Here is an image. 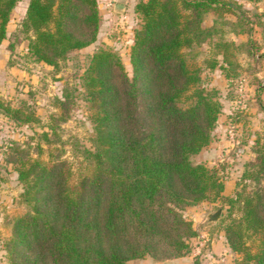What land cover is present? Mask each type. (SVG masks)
<instances>
[{
  "label": "trees",
  "instance_id": "obj_1",
  "mask_svg": "<svg viewBox=\"0 0 264 264\" xmlns=\"http://www.w3.org/2000/svg\"><path fill=\"white\" fill-rule=\"evenodd\" d=\"M17 1L0 0V42ZM132 12L138 25L128 48L130 75L104 45L80 76L92 129L83 167L73 171L58 154L42 160L11 147L27 210L13 219L4 243L10 264H138L145 256H183L195 231L180 211L223 191L213 169L191 160L209 143L221 104L215 90L200 85L182 50L206 42L209 67L233 78L236 55L250 50L258 22L237 0H137ZM98 22L97 0H27L21 22L30 32L27 53L56 66L95 41ZM230 33L246 34L247 41L226 39ZM187 92L190 103L181 108L177 101ZM0 111L19 123L36 120L1 101ZM255 160L257 170L243 177H264V146ZM225 201L239 211L223 226L227 246L239 254L236 264H264V193L243 188ZM249 234L258 239L254 251L245 244Z\"/></svg>",
  "mask_w": 264,
  "mask_h": 264
},
{
  "label": "rangeland",
  "instance_id": "obj_2",
  "mask_svg": "<svg viewBox=\"0 0 264 264\" xmlns=\"http://www.w3.org/2000/svg\"><path fill=\"white\" fill-rule=\"evenodd\" d=\"M237 2L253 22H258L252 26L250 50L242 49L236 55L237 76L227 79L217 66L209 67L211 54L206 42L182 50L187 65L198 69L200 85L215 90L221 104L209 143L191 160L213 169L223 184V191L218 197L180 211L195 231L187 240V253L167 259L145 256L135 260L138 264H236L239 254L227 246L223 226L230 218L238 217L239 211L236 204L229 206L225 200L243 188L264 193L263 176H258L259 180L243 177L244 172L257 170L254 165L257 149L264 146V15L258 18L253 15L254 12L264 13V1ZM26 3L27 0L16 2L6 24L5 37L0 42V101L22 112H31L36 119L19 123L0 111V264H10L4 243L10 236L13 219L27 210L20 200L21 185L11 164L14 158L11 147L19 146L27 150L28 156L42 160H47L49 152L58 154L70 163L73 171L83 167L81 151L91 148L92 129L80 76L89 55L104 45L120 55L130 75L128 48L133 29L138 25L132 8L114 14L112 8L105 6L109 13L105 18L98 7L100 26L104 21L107 23L100 30L98 22L95 41L70 51L56 66H50L34 61L27 53L30 32H23L21 28ZM206 24L208 22L202 25ZM225 38L246 42L248 36L230 33ZM187 95L188 92L178 99L179 107L189 105ZM42 132H47L48 141ZM216 210H219L217 219L208 220L206 215ZM257 241L254 234L245 238L250 251L255 250Z\"/></svg>",
  "mask_w": 264,
  "mask_h": 264
},
{
  "label": "crops",
  "instance_id": "obj_3",
  "mask_svg": "<svg viewBox=\"0 0 264 264\" xmlns=\"http://www.w3.org/2000/svg\"><path fill=\"white\" fill-rule=\"evenodd\" d=\"M106 2H107V0H97L98 7L101 9V11L103 13V17L108 18L109 13H108L107 9H105ZM116 2L123 4L125 7V10L127 11V9L132 8V5L134 4L135 0H116ZM105 23H107V22L106 21L102 22V24L100 26V22H99V29L100 30L103 28V25ZM120 27H122V26H120Z\"/></svg>",
  "mask_w": 264,
  "mask_h": 264
},
{
  "label": "water",
  "instance_id": "obj_4",
  "mask_svg": "<svg viewBox=\"0 0 264 264\" xmlns=\"http://www.w3.org/2000/svg\"><path fill=\"white\" fill-rule=\"evenodd\" d=\"M124 10H125V7L121 3L115 2L112 5V13H114V14H122L124 12ZM218 215H219V210H216L214 212L208 213L206 215V218L208 220H216Z\"/></svg>",
  "mask_w": 264,
  "mask_h": 264
},
{
  "label": "built area",
  "instance_id": "obj_5",
  "mask_svg": "<svg viewBox=\"0 0 264 264\" xmlns=\"http://www.w3.org/2000/svg\"><path fill=\"white\" fill-rule=\"evenodd\" d=\"M115 3V0H107L105 6L109 9L112 8V5ZM240 84H241V81L239 80L238 81V87H240Z\"/></svg>",
  "mask_w": 264,
  "mask_h": 264
}]
</instances>
